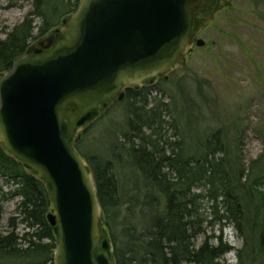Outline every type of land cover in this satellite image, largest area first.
<instances>
[{
	"label": "water",
	"instance_id": "95a60500",
	"mask_svg": "<svg viewBox=\"0 0 264 264\" xmlns=\"http://www.w3.org/2000/svg\"><path fill=\"white\" fill-rule=\"evenodd\" d=\"M223 2L80 0L0 73V144L45 185L54 264H114L77 133L122 99L124 88L167 77L190 51L198 19Z\"/></svg>",
	"mask_w": 264,
	"mask_h": 264
},
{
	"label": "rangeland",
	"instance_id": "374dc122",
	"mask_svg": "<svg viewBox=\"0 0 264 264\" xmlns=\"http://www.w3.org/2000/svg\"><path fill=\"white\" fill-rule=\"evenodd\" d=\"M35 3L36 0H0V38H5L26 17L31 19L32 24L29 47L47 35L49 31L37 37L43 19L33 14ZM65 6L66 9L69 4L65 2ZM58 9L62 10L63 6L60 4ZM54 16L50 14L55 27L61 16ZM198 26L190 51L184 53L180 63L167 73V77H156L137 88H127L122 99L113 100L96 120L77 133V148L85 155L86 161L93 155L113 159V171L120 190L132 187L123 200L131 197L143 200L148 193L144 178L124 155L122 146L124 137L128 136L127 119L131 117L129 108H133L132 104H136L133 116L141 123L152 113L146 110L156 102L159 104L157 112L161 122L157 125V132L142 126L141 132L150 133L151 139L166 154L171 153L173 148H183V142L187 151H196L205 136L220 128L224 142L232 148L231 157L238 160L245 172L255 158L260 159L258 166L264 167V0H224L207 10L198 19ZM195 38H202L204 44L196 45ZM127 90H139L145 97L143 94L129 96ZM137 112L143 116L137 115ZM135 142H138L136 138ZM169 142H174L173 147ZM115 152L121 154L118 160L111 155ZM163 171L168 169L165 167ZM6 178L0 176V233L6 234L13 228L8 225V218L15 216L13 230L20 236L27 230L33 231L38 225L29 227L21 220L18 212L21 197L9 193L16 184H20L19 177ZM207 188L200 183L192 188V193L197 194L193 198L197 207L193 220L198 227L192 238L194 246L198 247L205 240L215 246L221 240L223 248L224 245L230 248L217 259L219 264H237L241 248L240 264H263L260 234L258 228H254V221H259L254 208H259V203L253 188L246 189L248 195L243 197L246 219L239 223L248 233V238L239 234L234 221L219 217L224 210L223 204L219 202L216 208L212 207ZM256 190L264 194V181L257 185ZM241 191L243 194L244 189ZM217 200L223 198L218 196ZM51 208L52 205L49 210ZM32 239L35 237L32 236ZM18 240L24 247L23 240ZM253 248L256 255L250 259ZM0 264L23 263L16 259H4Z\"/></svg>",
	"mask_w": 264,
	"mask_h": 264
},
{
	"label": "trees",
	"instance_id": "16d2710c",
	"mask_svg": "<svg viewBox=\"0 0 264 264\" xmlns=\"http://www.w3.org/2000/svg\"><path fill=\"white\" fill-rule=\"evenodd\" d=\"M65 2L69 4L66 9ZM78 3L79 0H36L33 14L43 19L37 37L54 28L50 14L60 15L62 18L63 15L76 11ZM60 4L63 6L62 10L58 9ZM31 33V19L26 17L5 38H0V73L11 69L15 58L28 50ZM142 94L139 90H127L129 96ZM143 99L146 102V98ZM158 106L156 102L146 110L152 113L141 123L133 116L136 104H132L133 108H129L131 117L127 119L128 136L121 143L125 153L122 154L131 160L133 168L144 178L147 185L148 193L143 200H133L132 197L129 200L122 199L132 191V187L120 190L113 171V159L96 155L87 158L104 218L105 231L113 246L114 264H219L217 259L230 246L224 245L223 248L221 240L215 246L205 240L195 247L192 242L198 232L193 220L197 208L193 198L197 194L192 193V188L199 183L208 187L206 192L212 201V207L216 208L219 202L223 204L224 210L219 217L234 221L239 234H245L246 238L249 235L239 223L246 219L243 203V197L248 195L246 189L253 188L259 203V208H254V214L259 220L254 221V228L259 230L264 264V194L256 190L257 185L264 181V167L258 166L260 159L252 160L245 172L238 160L231 157L232 148L229 143L224 142L220 128L205 136L196 151H187L183 142V148H173L171 153L166 154L151 139L150 133L141 132V126L147 127L153 133L157 132V125L161 122ZM137 115L143 116L139 112ZM135 138L138 142H135ZM169 144L173 147L174 142ZM75 147L79 151L77 142ZM80 154L86 158L81 152ZM111 155L118 160L121 154L115 152ZM165 167L168 169L166 172L163 171ZM0 176L8 179L19 177L20 184H16L9 193L19 194L21 197L18 204L21 220L29 227L38 225L33 231L27 230L19 236L13 230L15 216L9 217L8 225L13 228L6 234L0 233V262L4 259H16L23 264H54L52 253L56 235L45 218L52 202L44 183L28 173L1 144ZM241 189H244L243 194ZM218 196L223 200H217ZM1 214L0 206V219ZM257 222L259 223L256 226ZM43 238L49 240L44 241ZM18 239L23 240L24 247ZM241 252L242 248L238 250L240 260L237 264L241 263ZM255 255L253 248L250 259ZM25 259L27 261H22Z\"/></svg>",
	"mask_w": 264,
	"mask_h": 264
},
{
	"label": "flooded vegetation",
	"instance_id": "af4514ba",
	"mask_svg": "<svg viewBox=\"0 0 264 264\" xmlns=\"http://www.w3.org/2000/svg\"><path fill=\"white\" fill-rule=\"evenodd\" d=\"M131 87H133V86H131ZM127 88H130V87H126V88H124V89H123V92H124Z\"/></svg>",
	"mask_w": 264,
	"mask_h": 264
}]
</instances>
